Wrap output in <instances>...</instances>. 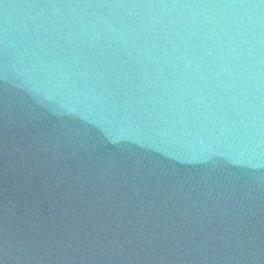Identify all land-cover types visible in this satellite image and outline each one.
<instances>
[{
    "label": "water",
    "instance_id": "obj_1",
    "mask_svg": "<svg viewBox=\"0 0 264 264\" xmlns=\"http://www.w3.org/2000/svg\"><path fill=\"white\" fill-rule=\"evenodd\" d=\"M0 264H264V0H0Z\"/></svg>",
    "mask_w": 264,
    "mask_h": 264
}]
</instances>
